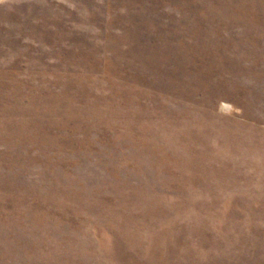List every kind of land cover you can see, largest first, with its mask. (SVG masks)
<instances>
[{"label": "rangeland", "instance_id": "rangeland-1", "mask_svg": "<svg viewBox=\"0 0 264 264\" xmlns=\"http://www.w3.org/2000/svg\"><path fill=\"white\" fill-rule=\"evenodd\" d=\"M0 264H264V0H0Z\"/></svg>", "mask_w": 264, "mask_h": 264}]
</instances>
